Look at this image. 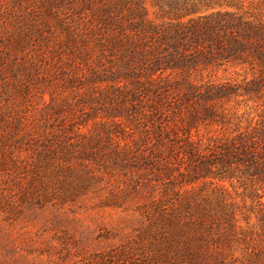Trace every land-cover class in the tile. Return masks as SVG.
<instances>
[{"label":"trees","instance_id":"1","mask_svg":"<svg viewBox=\"0 0 264 264\" xmlns=\"http://www.w3.org/2000/svg\"><path fill=\"white\" fill-rule=\"evenodd\" d=\"M33 1L42 9L40 22L22 19L20 54L6 69L0 64V78L8 70L24 92L34 86L44 107L33 126L0 112V143L12 141L11 162L120 171L133 176L137 195L161 186L159 202L176 192L171 213L156 208L175 227L171 243L183 250L168 264H264V108L244 128V115L222 108L232 98L264 97V21L215 10L227 0H152L168 19L159 23L149 19L144 0ZM229 67L247 69L251 78L212 79ZM69 90L100 93L90 108L54 104L59 91ZM95 115L98 128L82 133ZM234 120L231 134L198 138L201 128L224 130ZM128 132L138 137L134 148L120 146ZM206 181L228 183L251 201L250 235L260 240L251 255L225 257L235 212L222 194L213 204L191 195Z\"/></svg>","mask_w":264,"mask_h":264},{"label":"rangeland","instance_id":"2","mask_svg":"<svg viewBox=\"0 0 264 264\" xmlns=\"http://www.w3.org/2000/svg\"><path fill=\"white\" fill-rule=\"evenodd\" d=\"M144 1L150 20L158 23L168 20L152 0ZM226 3L215 10L237 13L254 22L264 21V7L255 0H227ZM41 10L33 0H0V64H5V69L20 54L21 47L16 41L22 19L35 17L39 23ZM211 11L201 9L200 13ZM3 71L0 112L9 118H28L27 123L32 126L37 124L38 110L44 107L41 94L34 86L24 92L8 70ZM245 77L251 78L247 69L229 67L215 72L212 79L239 83ZM99 93L59 91L54 104L90 108ZM44 98L48 103L49 95ZM222 108L230 114L244 115L241 118L244 128L257 119L264 108V97L232 98ZM98 121L93 116L81 132L92 135ZM238 123L239 120H234L224 130L201 128L198 138L229 135ZM137 140V136L128 132L120 140V146L134 148ZM10 148L12 141L0 143V264H95L97 261L100 264H168L177 249L183 253L181 246L171 243L175 227L168 225L156 209L165 208V213H171L176 192L163 197L162 202H159L161 186L144 196L137 195L131 187V174L92 164L64 165L42 159L39 162L25 159L14 164L7 156ZM190 190L202 204H213L220 194L225 197L235 212V229L224 243V255L229 259L251 255L260 240L256 236L253 240L250 235L256 229V218L250 212L251 201H244L241 190L228 183L211 184L210 181L200 182Z\"/></svg>","mask_w":264,"mask_h":264}]
</instances>
